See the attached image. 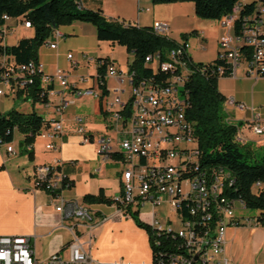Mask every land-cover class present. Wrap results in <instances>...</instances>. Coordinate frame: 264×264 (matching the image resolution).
Here are the masks:
<instances>
[{
  "label": "built area",
  "instance_id": "1",
  "mask_svg": "<svg viewBox=\"0 0 264 264\" xmlns=\"http://www.w3.org/2000/svg\"><path fill=\"white\" fill-rule=\"evenodd\" d=\"M252 1V0H251ZM255 8L251 11L250 22H241L248 26V33L233 32L234 16L242 14L241 2L233 12L222 18V31L218 40L217 56L230 67L228 76H235L236 68L242 64L247 73L255 77H264V0H254ZM81 6V4H80ZM3 18V17H2ZM0 32V46L6 44L4 38L10 30L8 20ZM17 23V22H16ZM26 29L29 24L17 23ZM153 31L166 35L168 26L155 22ZM202 35V33H198ZM227 36H236V43L227 44ZM61 33L54 29L45 45L55 49ZM54 38V41H50ZM43 44V45H44ZM69 69L56 68L52 73L44 71L43 64L37 60L16 63L11 55L0 52V72L7 73V81L0 82V96H11L33 104L38 102L47 108L51 115L44 118L38 137L45 140L46 150H59L63 143V114L73 103L74 97L93 96L101 98V91L94 84L83 91L77 82L69 80L70 70L78 66L72 53H67ZM86 62L95 63L97 68L103 60L83 54ZM188 39L177 40L176 46L161 57L159 52L145 57V64L152 73L130 80V72L119 70L111 59L105 61V78H116L117 85L112 89L114 97L104 99L106 121L114 120L120 129V143L114 148V140L106 134L92 137L85 129L80 116H75L77 133L81 143H95L96 153L102 161L110 160L114 154L120 156L123 166L120 174L121 189L113 197V205L119 216H130L133 210L150 205L149 218L144 220L153 232L155 246L154 257L148 262L115 261L111 264H231L225 256L226 229L230 225L238 226L255 219L237 215L234 208L238 203L245 209L241 200L229 199L221 182H217V170L232 172L221 165L203 164L201 151H191L188 140L184 139V130H192L194 122L186 117L188 101L177 91H170L169 82L188 77L191 67L189 62ZM157 62V68L151 63ZM211 62V61H210ZM208 63V62H205ZM225 66L217 68L205 65L199 68L202 73L223 75ZM134 72V71H133ZM90 79L80 76L78 81ZM128 86L129 89L126 87ZM72 94L70 98L69 95ZM123 98V95H126ZM71 100H70V99ZM225 103L242 110L246 106L233 98ZM252 115L248 125L259 126V133L264 134V116L250 108ZM237 140L245 144L247 137L239 127ZM5 145L7 153H15L12 144ZM73 164L72 161H70ZM65 162L56 158L52 162L37 165L32 174V189H40L48 195V201L61 216L62 221L74 223L67 226L72 235L69 257L52 253L40 260L35 256L30 235H0V264H93L91 254L93 230L109 217H96V214L75 200L63 195L72 181L64 171ZM257 192V182L252 186ZM165 205L170 213L175 214L178 226L173 227L170 217L164 222L155 209ZM86 228L87 249L79 240L78 229ZM156 237V238H155ZM160 237V238H159ZM163 240V242L161 241ZM104 264V263H98Z\"/></svg>",
  "mask_w": 264,
  "mask_h": 264
},
{
  "label": "crops",
  "instance_id": "2",
  "mask_svg": "<svg viewBox=\"0 0 264 264\" xmlns=\"http://www.w3.org/2000/svg\"><path fill=\"white\" fill-rule=\"evenodd\" d=\"M244 2L250 3L251 0H244ZM81 7L100 9L107 18L125 24L137 26H153L155 22L166 24L168 26L166 36L176 41L179 40L181 34H189L195 31L188 37L189 54L194 61L196 60L192 55L193 50L206 51V46H213V41L215 45L213 47L218 53L222 19L216 20V24L214 22L213 25L211 20L198 18L194 13V5L189 4V2L153 4L152 0H82ZM14 21L22 23L17 20ZM14 26L12 28L21 27L24 29V31L16 34L17 41L14 44L21 38L33 35L31 29L27 33L26 28L21 25ZM212 26H214L213 30ZM57 31L61 33V37L58 40L50 38V41L55 40L57 43L55 49H51L45 44L38 49L37 59L43 64L45 72L52 73L56 68H61L64 60L67 65L62 69L68 70L67 53H72L73 58L78 61L77 68L70 70L69 80L77 82L81 88L93 85V78L96 75L95 63L86 62L83 54H90L92 58H109L115 62L119 70L127 71L129 63H126L125 59L118 57L115 53L116 47L120 46L109 41L98 40L96 28L92 24L77 21L69 25L59 26ZM233 32H235L234 24ZM198 33H202V35L200 36ZM234 43L235 36H227V44ZM215 58L213 56L208 61ZM80 76H88L90 79L78 81ZM116 85V78H107L108 88L111 86L113 89ZM218 90L225 100L233 98L246 106L239 110L227 105L224 100L222 109L226 113L225 120L234 125L241 123L242 132L249 130L255 143H264V134H253L259 133V126L248 125L252 115L251 107L264 116V77L249 75L246 66L242 64L236 68L235 76L218 78ZM69 97L71 98L72 94ZM73 99L74 102L66 108L63 114L64 135L61 149L57 151L46 150L45 140L38 142L40 138L37 136L31 146L33 159L29 160L27 155H22L19 152V142L23 135L19 139H16L14 135L11 144L16 151L15 153H7L5 145H0V235L33 236L31 237V244L35 256L40 260L48 258L52 253H58L65 259L69 257L68 245L72 240V235L67 226L74 222L71 220L62 221L60 214L49 203L48 195L40 189H32L31 180L35 166L60 158L65 162L64 171L72 181V186L63 191V195L67 199L75 200L86 206L99 218L106 216L109 217L108 219L115 218L119 221L129 218V223L125 224L126 229L129 228L131 234L140 235L143 233L149 246L146 231L139 228L130 216L116 214V208L113 204H86L82 201L86 194L97 195L102 192L104 196L109 198L117 195L121 189L120 174L123 166L119 162L120 156L118 154L115 153L110 160L102 161L96 153L95 143L80 142V135L76 131L75 116L82 118L86 131L94 138L101 134L100 122L97 121L105 123L106 118L104 114L100 113L98 100L95 97L85 95L76 96ZM6 100L10 102L6 103ZM15 100L20 101L17 107H15ZM11 108L23 112H29L32 109L42 117L44 116L43 118L51 115L50 111L40 103L31 104L11 96H0V113ZM23 108H29V110ZM103 123L101 124L103 125ZM245 136L249 141V137ZM63 147L73 148V151L62 155ZM114 148L117 149L116 143ZM257 186L259 187L260 183ZM139 217L144 221L149 218V213L146 215L139 214ZM107 220L97 226L93 233L100 232L107 235V233L111 234L115 230H121L118 228V222H111L106 229L102 230V227L107 224ZM228 227L226 229L225 256L231 264H264V226L257 225L255 222H245L238 226L230 225ZM78 235L79 240L87 249L86 228L80 227Z\"/></svg>",
  "mask_w": 264,
  "mask_h": 264
},
{
  "label": "trees",
  "instance_id": "3",
  "mask_svg": "<svg viewBox=\"0 0 264 264\" xmlns=\"http://www.w3.org/2000/svg\"><path fill=\"white\" fill-rule=\"evenodd\" d=\"M190 1L194 5V13L200 19L220 20L221 17L233 12L236 4L241 2L242 14L235 17V32L242 31L241 22H249L251 11L255 8L254 0L250 3L244 0H152L153 4L174 3ZM82 0H0V29L4 25L2 17L29 22L33 35L21 38L16 44L1 45L0 52L11 55L16 63H26L37 60V53L51 36L54 29L73 22L90 23L96 28V37L100 41H109L125 48L133 55L128 64V70L133 73V80L137 77L152 73L145 64V57L159 52L164 57L166 52L176 46L177 41L166 35L156 34L153 26H137L125 24L115 19L107 18L100 9H88L80 6ZM1 32V30H0ZM191 33H195L191 32ZM191 33L181 34L187 40ZM236 43V36H235ZM192 57L190 56V59ZM108 58L101 57L103 64L96 68L93 78L94 86L101 91L98 100L100 113H104V99L108 95L107 79L105 78ZM220 64L225 66L222 76H228L230 67L218 57L208 63L191 60V71L186 78L172 80L180 84V92L187 94L188 108L186 117L194 122L192 127L198 149L201 151L203 164L221 165L228 168L233 175L226 180V195L229 199L241 200L245 208L257 211L255 223L264 226V154L260 159H248L240 150V141L237 140V128L242 125L228 123L221 113L224 96L218 90V74L202 73L199 68L212 65L217 68ZM134 71V72H133ZM221 76V77H222ZM45 119L35 110L29 112L11 108L0 113V144H11L14 132L17 130L23 135L19 142L20 154L33 159V145L42 126L46 125ZM230 176V174H229ZM260 183L257 192L252 186ZM72 186V184L70 185ZM69 186V187H70ZM82 201L86 204L103 203L111 205L113 198L104 196L102 192L97 195L86 194ZM130 217L135 224L146 231L151 257H154L153 232L151 227L139 217V211L133 210ZM156 238V237H155ZM160 238V237H159ZM163 242V240L161 239Z\"/></svg>",
  "mask_w": 264,
  "mask_h": 264
},
{
  "label": "rangeland",
  "instance_id": "4",
  "mask_svg": "<svg viewBox=\"0 0 264 264\" xmlns=\"http://www.w3.org/2000/svg\"><path fill=\"white\" fill-rule=\"evenodd\" d=\"M250 1V0H248ZM189 2V4H192V2ZM186 3V2H185ZM213 21L212 24L214 25V22L216 24V20H211ZM15 25V26H14ZM10 30L7 31L6 36L4 38V42L7 45H13L17 40H16V34L19 32L24 31L23 28L18 27V28H12V26L16 27L18 24L14 21L11 20L9 22ZM20 26V25H19ZM214 26H212L213 30ZM27 33L30 32V29H26ZM13 31V32H12ZM214 38V36H213ZM179 40H183V38H179ZM216 43V41H215ZM119 46V45H118ZM205 47V44H203ZM213 46L214 41H213ZM213 46L207 47L206 46V51H198V50H193V58L196 60L195 62L201 61L203 63L210 62L208 61L211 59L213 56L214 58L217 56V51L214 49ZM85 52V50H83ZM115 53L118 57L125 59L126 63L130 62L133 58V55L125 50L122 46L116 47ZM90 56V54H87ZM91 57V56H90ZM67 65V62L64 60L63 64L61 66V69L64 68ZM152 67L157 68V62L153 61L151 63ZM111 82V81H110ZM128 89L129 87L126 86ZM110 89V95L109 98L112 99L114 95L112 94V87H109ZM83 91L85 90V87L82 89ZM126 95H123V98H126ZM70 99V98H69ZM71 100V99H70ZM74 102V100H72ZM10 102L9 100H6V103ZM15 107H17L20 104L19 100H15ZM224 102V101H223ZM38 103V102H35ZM24 110H29V108H23ZM32 110V109H31ZM222 115L225 117L226 113L223 109H221ZM44 117V116H43ZM98 123L100 122L101 126V134H106L110 138L114 140V143L119 145L120 143V129L118 124L114 120H108L105 123L101 121H97ZM103 123V125L101 124ZM250 131H243L244 135H247L249 137V141H246L245 144L240 143V150L241 152L247 157L248 159L254 160L255 158L260 159V157L264 154V143L257 144L253 141V137L250 136ZM15 138L19 139L21 137V133L15 130L14 132ZM40 139L38 142L44 141L42 137H39ZM73 148L71 149L70 147L62 148V155H64L66 152H72ZM258 187V186H257ZM262 187L264 188V182L262 184ZM237 215H242L244 218L249 217L253 219L257 215V211L253 209H248V208H241L238 203L235 204L234 206ZM151 207L149 205H145L139 209V214L141 215H146L150 213ZM158 213V217L162 221H166L168 217L172 219V224L174 228H177L178 226V221L175 216V214L170 213L169 210L165 205L159 206L155 209ZM108 221V222H107ZM105 224L102 227V230L106 229L108 224L111 222H118L119 226L118 228H121V230H115L113 233L107 235H103L94 232L95 238L92 240L91 244V254L95 262L93 264H98L100 263H112L114 261H123V262H131V263H139V262H148L150 261L151 258V251L149 250V246L146 243V239L143 235V233L139 234H131L130 229H126L127 227L125 226L126 223H129V218H124L122 220H118L115 218H110L108 219ZM116 228V229H118ZM229 228V227H227ZM99 249V251H97ZM99 252V253H98Z\"/></svg>",
  "mask_w": 264,
  "mask_h": 264
},
{
  "label": "bare ground",
  "instance_id": "5",
  "mask_svg": "<svg viewBox=\"0 0 264 264\" xmlns=\"http://www.w3.org/2000/svg\"><path fill=\"white\" fill-rule=\"evenodd\" d=\"M3 18H5V20L8 19L6 16H4ZM247 20L250 22L251 16L248 17ZM26 24H29V26L32 27L29 22H26ZM241 33H248V26H244ZM130 80H133V73L130 74ZM6 81H7V73L0 72V82H6ZM180 87H181L180 84L169 82L170 91H177V93H181L179 90ZM183 95L184 98L187 99L188 101L187 94L185 93ZM184 139L188 140V146H191V151H199L198 144L195 137L193 136L192 130H184ZM229 178L230 176L229 174H225V170H217V182H221V186L225 187L226 180Z\"/></svg>",
  "mask_w": 264,
  "mask_h": 264
}]
</instances>
